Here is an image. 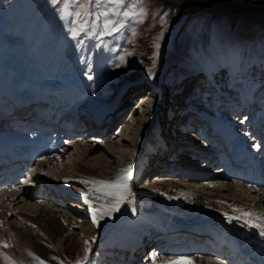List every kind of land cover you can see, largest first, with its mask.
Masks as SVG:
<instances>
[{"label": "rangeland", "instance_id": "rangeland-1", "mask_svg": "<svg viewBox=\"0 0 264 264\" xmlns=\"http://www.w3.org/2000/svg\"><path fill=\"white\" fill-rule=\"evenodd\" d=\"M77 12L81 15L76 16ZM104 12L108 15H102ZM107 20L113 21L109 28L104 27ZM81 23L86 28L73 37L71 29L79 28ZM0 36L3 52L11 62L10 94L26 93L34 99L42 91L48 99L62 102L48 107L38 105L40 110L54 111L57 106L59 111L71 112L87 107L81 111L89 113L112 102L119 106L111 113L107 130L106 121L99 133L93 126L75 130L74 138L79 143L69 142L63 169L53 171L46 166L40 174L48 183L42 189L55 197H45L49 202L39 206L14 202L21 216L9 221L19 236L23 261L14 258L12 264H33L37 260L44 264H77L84 261L87 248L95 264H162L185 253L194 264H237L202 253L207 243L196 238L211 240L206 235L196 236L192 229L198 221L209 225L229 221L245 224L243 214L236 209L244 204V210L249 211L251 201L258 200L256 194L243 196L229 190L224 180L215 179L221 177L218 168L206 174L220 184L209 189L194 186L196 182L179 174V170L193 172L196 163L178 154L171 157L170 165L163 160L177 150L178 144L188 143L207 150L205 154L212 151L216 157L224 148L223 141L217 140V132L208 134L222 117L227 118L224 125L228 133L245 135L251 152L264 153V122L256 125L253 120L264 118V0H124L123 5L109 0H0ZM186 38L190 48L181 57L179 47ZM220 89L231 94L234 101H228ZM140 103L144 106L138 108ZM65 104L69 105L63 109ZM167 119L170 125L166 126ZM188 123L198 129H190ZM153 133L177 143L167 155L166 151L158 158L138 159L140 150L146 152L145 148L151 146L147 139ZM86 149H91L88 158L93 161L83 157ZM226 161L227 167L233 164ZM27 162L31 168L37 163L33 159ZM79 163L89 169L82 173ZM129 166L128 183L133 182L129 202L136 212L131 228L135 237L130 245L118 237L95 247L106 226L118 222V211L103 215L106 209L101 207L116 198L94 194L91 190L96 185L84 182L114 181ZM31 168L20 173V181L27 186L31 183L29 171L37 175ZM64 179L71 180L67 195L60 193V180ZM85 192L91 203L83 199ZM255 208L264 212V204ZM42 213H46L47 220L41 218ZM94 215L97 222L93 221ZM237 216L242 218L229 219ZM168 223L177 224L173 238L177 241L173 244L168 237L163 238ZM141 232L149 234L146 238L156 236L155 240L144 247L137 245ZM154 245L164 247L159 250ZM169 245L183 252L176 248V256L169 258L162 251ZM195 247L200 249L193 251Z\"/></svg>", "mask_w": 264, "mask_h": 264}, {"label": "bare ground", "instance_id": "bare-ground-1", "mask_svg": "<svg viewBox=\"0 0 264 264\" xmlns=\"http://www.w3.org/2000/svg\"><path fill=\"white\" fill-rule=\"evenodd\" d=\"M206 41H208L207 38L205 39L204 44H206ZM3 45H4V42L0 36V114L3 113L4 111L3 109L5 108V106L6 105L9 106L11 103L20 104V107L22 109L21 111L22 114L20 117L16 116V114H8L7 116L10 118L12 123L9 124L8 121L6 120L5 123H3V126H4L3 129L0 131V133L1 132L10 133L9 131H11L12 134H11L10 139H12V142L10 145V149L16 151L15 156H13V158H15L14 160H12L13 162H9L8 164H3V165L0 164V175L4 176L3 178L4 182H8L10 183V185H12V187L5 188L2 190V192L0 191V264H12L14 263L13 262L14 258H16L17 260L19 259L20 261H23V258H22L23 256L21 255L22 253L20 249L21 246L18 243L19 236L16 235L15 230H14L15 228L11 226V223L9 221L11 217L13 216L16 217L20 214L15 209L14 206L16 205H14L15 204L14 202L18 201L17 202L18 204L19 203L26 204V202L28 201V202H33L35 205L39 206L40 204L43 205L44 203L49 202L46 199L47 197H50V198L55 197L51 191H48L45 188L42 189L43 185L46 186V184L48 183L46 181H43V178H41L40 174L42 175L44 173L46 166H49V167L51 166V169L53 171H56V170L59 171L60 169H63L64 162H62V159L65 153L68 151V149L71 146L69 142L75 140L74 145L79 143V140L78 139L76 140L74 138L75 137V132L73 128L74 124L84 123L83 126L85 127H90L89 125H91L93 126V128H97L103 125V122L102 124L100 123L101 125H98L99 123H97V120H93L94 118L90 116L91 113L96 112V109L94 110L90 109L92 111H89V113H82V111L79 109V110H73L71 112L61 113L63 116L62 118H64V119H61V120H64V122L62 123L64 125L63 127H61L62 125L57 126V128L62 130V132H60L59 134H57L56 131L52 132L51 134L47 130L44 132V130H42L40 125H36V126L34 125L32 127L26 128L25 124H28L27 122L35 120L34 117H32L33 115L28 114V112L26 111V108L24 107V103L26 101L27 102L31 101V103L35 102V104L37 102L38 103L43 102L46 105H49L51 103H54L55 105L56 104L62 105V102L60 101V99L58 100L57 98L50 100L51 98L48 99L46 95H43V94L38 95L36 99H33V100L27 99L26 95H21L17 92H13V94H10L11 62L8 56H6L3 52V48H2ZM189 48H190V43H189L188 38L182 40L181 45L179 47V52H180L181 57H184L185 55L188 54ZM54 87H56V85ZM243 102H245V100ZM68 105L69 104H65L63 105L62 108ZM142 106L144 105L140 103V106L138 108ZM56 109H58L57 106H56ZM51 114L52 113H50V115ZM50 115H47V117L49 118ZM83 117H84V120H82ZM59 119L60 118H57L56 122L60 124ZM263 119L264 118L262 117L261 118L254 117L253 120L254 122L257 123L256 125H260L264 122ZM16 120L17 122H19V125H16V122H15ZM70 123H72V125H69ZM105 123H104L105 126H107L108 123L110 122H105ZM254 126H255V123H254ZM227 131L228 129L226 128V131H223V134L222 133L221 134L223 136L222 140L224 141L225 145H227L226 152L227 151L229 152L230 147L233 148L234 146V150L231 153L232 159L230 160L233 164L229 165L230 167L225 166L226 161H223V158H224L223 155H218L219 158L214 159L209 152L205 154L207 150H203V151L196 150L195 153H193L194 150H191L189 147H184L185 145L183 146L181 144H178L175 147L177 148V150H173L174 152L172 153L178 154L177 155L178 157L185 156L186 160L188 159V157H192L193 159L192 161H195V162L197 161V163L203 164V167H201L203 170L204 169L206 170L207 168H218L219 170L217 171L219 172V175L221 177H216L215 179H219L222 181L224 180L225 186H227L229 190H233V191L236 190L240 192V194H242L243 196L244 195L247 196V194L250 195V193L256 194V197L258 198V200L251 201L252 205H250L251 208L248 207L250 208L248 210L253 213H259V214L264 215L263 211L262 212L258 211L259 209L255 208L258 205L264 204V153L262 155L259 153H255L253 156H251V158L248 157V154L250 155V153L247 150H241L237 148L236 145H234V143L231 142V140L233 141L237 135L228 133ZM19 133L27 134L30 138L31 144L28 142L21 141L19 138H17L16 134H19ZM47 133H49V135ZM216 134L218 135V132ZM38 137L39 138L41 137L43 139L41 142L35 143L34 138H38ZM241 138L242 140H244L243 137ZM155 140L156 138L153 133L147 139L148 146L154 145ZM244 142L246 141L244 140ZM28 150L32 154L34 159L37 161L35 166L34 167L32 166V168L31 166H29L27 162L29 159L28 160L23 159L22 154L20 153V151H28ZM89 151L91 154L92 152L91 149H86V151L83 154V157L87 158L89 161H93L92 158L90 159L88 158ZM177 151L179 152L177 153ZM168 153L169 152L167 151L166 155ZM244 156H246L245 160H243ZM196 157H202L203 159L200 161L194 160L196 159ZM219 160H222L223 162H220ZM213 165H216V167H213ZM79 166H80V170L82 173L86 172L89 169L88 166H85L83 164L82 165L80 164ZM204 166L206 167L204 168ZM30 168L31 169L35 168L37 171V175L36 174L33 175L32 172L29 171L28 179L31 181V183H30V186H27L23 184V182L20 181V178H21L20 173L21 171L23 172L28 171ZM79 171L77 172L79 173ZM209 171L215 172L216 170L212 169V171L211 170ZM179 174L187 177L189 180H192L193 182H196L194 186L205 187L207 189L215 186L216 183L220 182L219 180L213 179L208 174L198 175L193 172H187L181 169L179 170ZM71 176L72 175H70L68 178H70ZM60 182H61V187H62V189L60 190V193H62L63 195H67L66 190H70L72 188L71 180L64 179L62 181L60 180ZM129 185H130V188H132V185L131 184ZM217 188H218V185H217ZM62 198L60 199L62 200ZM133 208L135 209V207L130 204L129 195H127V199L121 203L120 210L117 212L116 219H118L119 221L121 216L123 217L125 215H133V213L135 212L133 211ZM238 208H241L244 210L247 207H245L244 204H238ZM45 214L46 213H42L41 218L43 220L48 219L44 217ZM21 222H23L22 219L20 220L19 223ZM59 222H62V225L59 227L62 230L63 225H64L63 222L65 221L62 220ZM217 224L216 225H209V224H204V223L201 224V222L198 221L196 226L194 227L195 230H199L203 233H206V235H210L212 239L217 242V246L219 247L218 252H215L212 249L210 250L209 254L218 255L219 257L226 258L230 256L229 254L226 253L227 252L226 249L231 248V250H233L234 256H231L229 258L236 261V263L239 262L240 264H264V237L251 234V232L245 233L246 226L243 222L236 223V222L229 221L228 223L217 222ZM169 227L171 226L167 225L166 228H169ZM123 237L127 241V243H129L131 237H133L132 231L126 230L123 233ZM197 249H200V248L195 247L192 250L196 251ZM88 250L89 248H87V252ZM162 251L163 253L168 255L169 258H171V257L176 256L174 253L177 252V249L175 248V246H171V247L163 248ZM182 252L183 251H181V253ZM37 261H35L34 263L32 262V263L41 264L40 262H37Z\"/></svg>", "mask_w": 264, "mask_h": 264}, {"label": "snow or ice", "instance_id": "snow-or-ice-1", "mask_svg": "<svg viewBox=\"0 0 264 264\" xmlns=\"http://www.w3.org/2000/svg\"><path fill=\"white\" fill-rule=\"evenodd\" d=\"M55 3L56 0H53ZM109 3L114 5H123L124 0H109ZM125 16H128V12L122 13ZM76 16H80L81 13L77 12L75 13ZM102 15L107 16L108 13L104 12ZM163 23H167V19H163ZM113 24V21L107 20L104 24L105 28H109ZM86 28V25L83 23L80 24L79 28H73L71 29V35L73 37H76L79 35L81 31H83ZM158 47V45H157ZM131 171V166L128 168H125L122 170V175L118 176L116 180L114 181H85L84 183L94 184L96 187L92 188V193L103 195L105 197H116L114 202L106 203L104 205H101L102 208H105L106 211L103 212V215H111V212L113 211H119L121 203L127 199V195H131V188L128 184L129 176L127 175L128 172ZM127 194V195H126ZM83 199L86 203H91V200L89 198V193L85 192L83 193ZM133 211L135 209L133 208ZM237 212L243 213V218L245 222V226H251L258 230L259 235L264 237V215L259 213H253L250 211H245L241 208L236 209ZM242 217H230L229 219H241ZM93 221L97 222V219L95 215L93 216ZM89 255H86L83 262H77V264H89L90 262V249L88 250ZM37 259H39L37 257ZM154 259H159L158 255H154ZM41 264H44L43 261H41ZM162 264H194V261L190 257H180L175 260H165L162 262Z\"/></svg>", "mask_w": 264, "mask_h": 264}]
</instances>
